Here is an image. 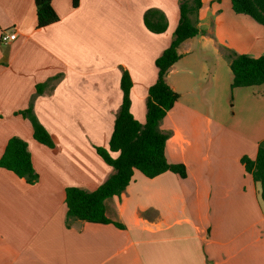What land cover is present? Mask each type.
<instances>
[{"label": "crops", "instance_id": "0c3cea01", "mask_svg": "<svg viewBox=\"0 0 264 264\" xmlns=\"http://www.w3.org/2000/svg\"><path fill=\"white\" fill-rule=\"evenodd\" d=\"M52 6L59 19L37 27L33 0H0V34L16 33L0 42V156L18 136L38 175L29 183L0 167V264H264V203L241 162L264 147V83L231 87L225 55L264 54V25L230 0H201L191 16L200 32L179 45L165 75L178 99L158 125L168 133L167 160L187 174L134 169L124 190L104 200L111 222L103 223L67 219L65 188L94 190L113 172L94 146H108L123 69L130 110L145 121L155 59L172 39L179 0ZM147 9L164 15L163 32L146 28ZM31 101L54 147L34 139L30 120L16 113Z\"/></svg>", "mask_w": 264, "mask_h": 264}, {"label": "trees", "instance_id": "16d2710c", "mask_svg": "<svg viewBox=\"0 0 264 264\" xmlns=\"http://www.w3.org/2000/svg\"><path fill=\"white\" fill-rule=\"evenodd\" d=\"M232 9L245 13L264 25V0H230ZM36 12V26L43 27L59 19L52 6V0H33ZM78 0H72L76 6ZM201 0H179V20L169 45L156 57L157 78L148 87L146 97L145 121L139 122L130 110L131 78L123 69L120 77L122 99L115 116L108 146L95 145L97 154L112 167L113 172L94 190H85L78 186L65 188L66 217L92 222H111L105 215L104 200L119 194L130 182L134 169L147 177L156 176L164 171H172L180 177L187 172L184 164L169 162L165 156L167 132L159 130V121L175 104L178 93L165 80L170 66L179 58V45L187 38L197 35L200 30L191 16L197 12ZM144 25L154 33L166 29L164 15L156 9H147L143 15ZM230 60L232 72L231 87L250 86L264 83V54L251 57L232 51H225ZM47 81L38 83V93L46 87ZM30 120L33 138L49 147L55 143L47 129L39 122L33 111L32 101L29 106L18 110ZM111 152H117L113 156ZM245 169L259 184L260 198L264 203V147L259 146L254 158L241 157ZM0 167L13 171L19 177L34 183L38 175L32 165L31 154L25 140L11 136L0 156ZM121 226L120 223L114 222Z\"/></svg>", "mask_w": 264, "mask_h": 264}, {"label": "built area", "instance_id": "2783aa9c", "mask_svg": "<svg viewBox=\"0 0 264 264\" xmlns=\"http://www.w3.org/2000/svg\"><path fill=\"white\" fill-rule=\"evenodd\" d=\"M16 33L15 31H3L0 34V42L6 43L9 42L10 40L15 39Z\"/></svg>", "mask_w": 264, "mask_h": 264}]
</instances>
